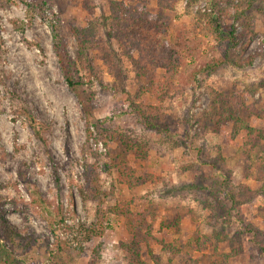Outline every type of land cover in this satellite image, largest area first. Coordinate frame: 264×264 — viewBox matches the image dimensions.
Here are the masks:
<instances>
[{
    "label": "rangeland",
    "instance_id": "374dc122",
    "mask_svg": "<svg viewBox=\"0 0 264 264\" xmlns=\"http://www.w3.org/2000/svg\"><path fill=\"white\" fill-rule=\"evenodd\" d=\"M114 1L132 9L142 6L156 19L164 16L161 28L170 44L175 38V43L194 41V56L186 57L164 94L143 93L147 81L138 78L140 71L110 35ZM158 2L0 0V264L134 262L122 216L105 222L104 234L84 239L85 230H98L99 214L109 209L111 200L102 194L85 200L86 167L98 164L100 183L109 186L116 173L111 179L103 168L112 163L111 153L121 142L102 141L93 127L89 134L84 108L54 50V25L61 27L66 51L78 64L95 118L123 141L144 143V152L130 157L141 184L132 191L120 189L119 196L133 200V210L148 209L155 216L152 233L158 242L142 250L143 263L180 264L159 242L187 245L217 228L230 236L219 243V252L238 254L229 264H264L251 234L242 236L241 245L235 236L252 228L264 235L262 182L246 176V133L233 137L232 122L216 116L226 94L242 95L252 88L247 104L264 111V0H161V7ZM211 20H219L226 30L236 28L241 38L234 47L208 32ZM91 23L95 45L78 57L73 29ZM219 60L224 63L215 68ZM154 70V80L162 82L163 71L156 66ZM249 120L264 132V114ZM249 158L252 166L264 164V148ZM34 190L43 198V207L33 202ZM224 193H232L238 205L227 197L223 201L228 211L214 217L217 213L206 205L216 206ZM177 219L178 227L166 228ZM2 221L17 234L15 241L6 238ZM58 238L66 246L64 253L57 250ZM190 255L202 264L215 257L212 250ZM184 260L189 263L190 257Z\"/></svg>",
    "mask_w": 264,
    "mask_h": 264
},
{
    "label": "trees",
    "instance_id": "16d2710c",
    "mask_svg": "<svg viewBox=\"0 0 264 264\" xmlns=\"http://www.w3.org/2000/svg\"><path fill=\"white\" fill-rule=\"evenodd\" d=\"M140 3H147V0H138ZM29 7H33V4L28 3ZM158 6H162L161 0L158 2ZM239 17V15H238ZM111 29L112 32L110 35L119 43L124 51V56L127 60L137 67L140 73L138 74L139 79H145L147 81L148 87L143 90V93L149 94L151 91L157 93L158 91L164 94L169 90V87L173 84V79L179 74L180 68L184 65L186 57L192 58L194 56V41H185L180 43H169L166 35H163L161 28L162 23L165 22V17L160 16L156 19L155 16L150 11H146L142 6L132 9L126 3L112 2L111 6V15H110ZM227 29V28H226ZM219 20H211L207 26V30L219 41L226 40L230 43V47L236 45L241 36L236 34V28L231 27L229 30H226ZM73 34L77 39L78 43V57H82L92 46L95 44V36L93 30V24L91 23L87 28L73 29ZM181 32L177 33V36L180 37ZM54 40V50L56 52L59 64L64 73L65 80L72 91L77 96L80 104L84 108L85 122L88 127V132L90 134V128L93 127L97 136L100 137L102 141L108 143L109 141L118 138L120 139V146L118 150L113 151L110 156V165L105 164V169H108L109 178L113 179V172L116 173V178L109 184V186L104 187V184L100 183V178L98 176L97 170L98 164L95 166L87 165V179L89 178V189L83 194L85 200L90 198L94 199L96 195L102 194L103 196L111 199L109 209L100 212L98 218V230L92 228L91 230H85L84 239L87 241L93 237H97L101 234H104V223L115 220L113 217L117 214L122 216L125 219L124 225L126 226L127 232L131 237V245L128 246L132 257H134L133 264H144L142 261L141 253L143 249L149 250L153 242H158L152 233L153 223L155 222V216H151L148 209L144 211H135L132 209L134 205L133 200L122 201L119 200L121 195L120 189L123 190L126 188L129 191L134 190L137 186L141 184V178L136 175L134 166L131 163V156L139 155L144 152L143 146L144 143H137V140L134 141H123L121 139L122 135H116L114 131L107 127L103 122L98 121L91 107V100L87 95V92L83 90L84 83L79 79L78 76V64L75 63L69 56L66 51L63 37L61 35V27L59 25H54L53 32ZM198 49V46L196 50ZM184 53H186L184 55ZM255 56H252L247 61L248 65L253 63ZM216 63V62H215ZM223 61L219 60L215 64V68L223 65ZM246 64V63H245ZM156 69L163 71L164 80H154L153 77L156 75ZM242 67V64H240ZM142 69V70H141ZM207 73H211L209 70H206ZM161 73V74H162ZM163 78V77H161ZM160 79V78H157ZM264 87L263 85H260ZM254 89L243 92V94H226L225 99L221 101L223 107L222 109H217L219 121H228L232 122L233 125V137H237L241 132L246 133L245 146H246V155L248 157L247 162L245 163V172L246 176L254 177L259 182H262L261 190L262 196L264 197V164L257 163L252 166L250 164L249 156H252L253 152H256L258 149L264 148V132L258 127L251 126L249 124V119L251 115L257 114L258 112L262 115L264 111L258 110L257 107H254L251 104H247V96L253 95ZM151 92V93H152ZM152 93V95H153ZM160 95L158 98H160ZM240 95V96H239ZM239 96V97H238ZM156 97V101L158 100ZM31 120V119H30ZM31 126L37 137L42 138V132L40 131L38 124L31 120ZM91 135V134H90ZM137 139V138H136ZM146 153V152H145ZM109 163V162H107ZM110 166V167H109ZM89 170H92V175L89 174ZM99 179V180H98ZM104 188V189H103ZM32 199L34 203H37L41 207L44 205V200L41 197L40 193L37 190H34ZM224 199L218 198L216 206L212 204L206 205V208L210 212H216L217 216H223L224 211H228L227 204L223 200L225 198L231 200V203L238 205V200L233 196L232 193H224ZM240 205V204H239ZM2 210L0 205V218L2 217ZM219 212V214H218ZM121 214V215H120ZM116 215V216H117ZM152 223H151V220ZM180 220V219H179ZM178 219L171 224H168L166 228L173 229L179 226ZM63 221V220H62ZM5 236L8 240L15 241V237H18L6 223L1 224ZM51 229L54 226V222L50 220ZM55 236L57 237V231L53 230ZM252 235V243L258 246V252L262 255L264 254V235L261 233H256L252 228L250 230H245L243 233L239 232L235 236L240 240V245L243 242V235ZM228 234L221 230L217 231V228L211 232L210 236H205L204 239L200 240V237L194 238V242L187 243V245L178 244L175 241L171 242H159L163 248H167L172 256L180 259L182 263L180 264H202L197 259V257H192L190 254H198L201 256L204 251H213L215 257H211V261L208 264H229V260L236 257L238 254H226L219 252V243L224 242L229 238ZM217 239V241H216ZM57 250L60 253H64V246L62 241L57 239ZM97 253V249L95 250ZM237 252L240 249L236 250ZM58 253H55L57 257ZM186 257H190L189 263L184 260ZM252 257V256H251ZM179 261V262H180ZM158 263H161L157 260Z\"/></svg>",
    "mask_w": 264,
    "mask_h": 264
}]
</instances>
